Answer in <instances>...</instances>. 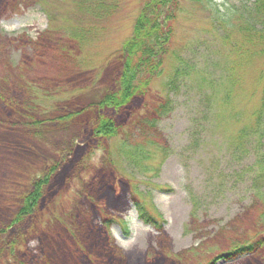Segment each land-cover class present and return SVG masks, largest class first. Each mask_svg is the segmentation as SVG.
I'll return each mask as SVG.
<instances>
[{
  "label": "rangeland",
  "instance_id": "rangeland-1",
  "mask_svg": "<svg viewBox=\"0 0 264 264\" xmlns=\"http://www.w3.org/2000/svg\"><path fill=\"white\" fill-rule=\"evenodd\" d=\"M213 1L235 8L256 0ZM143 2L0 0V264H264V253L216 262L257 239L264 214L247 194L264 140L244 135L262 107L264 43L182 0L173 53L148 96L120 112L94 109L112 88ZM244 58L242 84L225 98ZM176 68L185 76L171 117L156 131L138 126ZM101 120L130 134L97 136ZM151 137L167 158L139 170L120 154L126 138ZM55 167L36 212L16 221L33 184ZM132 208L152 231L132 225L137 247L125 252L112 229L129 235Z\"/></svg>",
  "mask_w": 264,
  "mask_h": 264
},
{
  "label": "trees",
  "instance_id": "trees-1",
  "mask_svg": "<svg viewBox=\"0 0 264 264\" xmlns=\"http://www.w3.org/2000/svg\"><path fill=\"white\" fill-rule=\"evenodd\" d=\"M143 1V6L136 20L132 36L124 45L121 54V65L114 78L112 88L104 95L98 104L92 106L95 107L94 109H111L115 112H120L134 100H144L151 92L154 82L158 78H161L162 74H164L163 72L166 70L167 60L173 53L176 25L180 14L184 12L182 0ZM188 1L191 6L207 13V18H209L210 22L223 23L224 26L231 28L236 27L239 31L243 32L247 38L252 37L257 39L258 42L264 43V40H262L264 39V0H256L250 5L235 8L224 5L221 6L213 0ZM246 61L247 59L244 58V60L239 62V65L236 64L239 67L238 71H235L237 74L232 73L233 75H229L227 78L230 87H228V90L224 94L225 98L229 97V94L235 87L241 86L243 78L240 75V71L245 67ZM172 73H180V75L172 76V78L163 85L164 94L162 96H157L160 102L157 103L154 108L148 107L149 110L145 112L146 114L140 116V119H137L136 124L138 126L140 125L151 131H156L165 120L171 117L175 110L174 99L172 97L178 94V91L181 89L179 81L185 76L182 75V72L178 71V68ZM261 78H264V70L262 71ZM216 82V80L211 81V84ZM219 84L212 86L211 94L209 95L212 96V99L217 92ZM218 94H220V92H218ZM209 96H207V98ZM261 106L260 111L257 113L256 127L251 130L250 133L244 134L245 139L250 138L252 135L255 138L259 137L258 140H260V142L264 140V90L262 92ZM88 109L69 114V116L66 117L62 116L59 119L65 121L67 118L79 116ZM118 127L119 126H117L113 120H101L99 123L95 124L94 130L97 136H102L106 140L115 139L125 132L130 134V126L127 127L126 125L124 128ZM126 137L130 139V136ZM129 139L127 140L126 138V141L121 143L119 152L127 158L128 162H136L139 170L141 167L150 165L152 157L158 158V155L163 158L168 157V149L160 143L161 139L157 140V138H152L153 140L149 139L147 142H137L134 144H131ZM254 150L253 148V152ZM255 151L257 152L256 164L258 165V170L251 168V171L255 174V178L247 194L250 195V197L252 196L257 205L262 204L264 207V149L262 146L261 148L257 146ZM249 152L252 153V149H249L245 145L241 151V155L247 156ZM56 170L57 167L53 168L49 176L41 178L33 184L32 191L24 197L21 214L17 217L16 221L30 217L36 212L39 203L45 196V192L47 193L45 188L48 187ZM260 222L257 231L253 232V235L257 236V239L235 245L231 250L226 251V256L221 258H240L248 254H253L256 258L258 255L263 254L264 236L261 237L258 234L261 230H264V214H262Z\"/></svg>",
  "mask_w": 264,
  "mask_h": 264
},
{
  "label": "clouds",
  "instance_id": "clouds-1",
  "mask_svg": "<svg viewBox=\"0 0 264 264\" xmlns=\"http://www.w3.org/2000/svg\"><path fill=\"white\" fill-rule=\"evenodd\" d=\"M126 217L131 218L132 220V224L129 225V235L127 237L122 236L120 225H116L112 229V238L119 248L128 252L137 247L138 236L140 235L136 230V227H133L132 225L139 226L145 233L152 231V229L150 226L139 223L138 211L135 208L129 209Z\"/></svg>",
  "mask_w": 264,
  "mask_h": 264
}]
</instances>
